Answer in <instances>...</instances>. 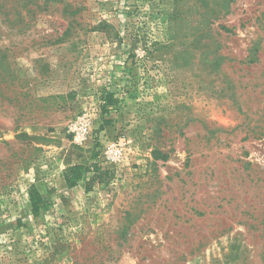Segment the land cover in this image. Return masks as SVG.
<instances>
[{"label":"rangeland","instance_id":"rangeland-1","mask_svg":"<svg viewBox=\"0 0 264 264\" xmlns=\"http://www.w3.org/2000/svg\"><path fill=\"white\" fill-rule=\"evenodd\" d=\"M0 264H264V0H0Z\"/></svg>","mask_w":264,"mask_h":264},{"label":"trees","instance_id":"trees-1","mask_svg":"<svg viewBox=\"0 0 264 264\" xmlns=\"http://www.w3.org/2000/svg\"><path fill=\"white\" fill-rule=\"evenodd\" d=\"M112 97V94L108 95ZM113 103L110 101L109 104ZM108 171H103L102 168L89 167L86 164H72L65 168L63 177L69 188H73L79 185L80 182L84 183V190L89 191L92 189L93 184L102 178ZM30 200L32 204V210L37 214L40 210V205L43 201L41 192L32 186L29 189Z\"/></svg>","mask_w":264,"mask_h":264},{"label":"built area","instance_id":"built-area-1","mask_svg":"<svg viewBox=\"0 0 264 264\" xmlns=\"http://www.w3.org/2000/svg\"><path fill=\"white\" fill-rule=\"evenodd\" d=\"M86 133H87V132H84V133L82 134V137H83V136H85V135H86Z\"/></svg>","mask_w":264,"mask_h":264}]
</instances>
